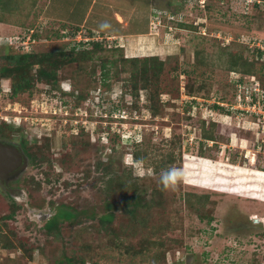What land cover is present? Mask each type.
Listing matches in <instances>:
<instances>
[{"label": "rangeland", "instance_id": "rangeland-1", "mask_svg": "<svg viewBox=\"0 0 264 264\" xmlns=\"http://www.w3.org/2000/svg\"><path fill=\"white\" fill-rule=\"evenodd\" d=\"M194 3L0 0V69L12 67L5 57L34 34L30 51L65 61L56 88L38 82L13 96L11 76L0 79V141H26L35 155L10 183L13 196L0 185V264H56L62 252L86 264H264L263 127L228 110L241 73L226 67L242 53L258 61L264 86V56L255 51L264 43V14L250 0ZM151 21L161 23L157 33ZM96 41L104 51L67 61L71 49L91 51ZM145 58L163 62L162 75L136 91ZM104 60L114 62L107 78ZM74 140L90 146L84 151ZM135 152L147 160L136 161ZM172 167L182 177L166 187L161 176ZM87 171L99 189L120 177L131 185L124 191L141 195L142 209L117 210L105 228L81 215L49 233L45 225L62 205L101 213L102 198L121 201L119 190L92 189Z\"/></svg>", "mask_w": 264, "mask_h": 264}, {"label": "trees", "instance_id": "trees-1", "mask_svg": "<svg viewBox=\"0 0 264 264\" xmlns=\"http://www.w3.org/2000/svg\"><path fill=\"white\" fill-rule=\"evenodd\" d=\"M199 0H196V3L198 4ZM260 1L261 3H257ZM187 0H181V4H186ZM251 9L258 11L261 14H264V0H252V3L249 4ZM206 8V6L203 5V8ZM262 9V10H260ZM188 24L186 22H177V26L182 29H194L198 30L200 26L195 27H188ZM37 35L34 34L31 36V42L32 40H36ZM264 46V43H263ZM104 51L103 50V44L101 42H93L92 50H82L80 52H77L76 48L71 49L70 51V58L67 60L69 62H77V60H86L92 58V54ZM255 51L259 53L260 56H264V51L260 47H255ZM77 53V54H76ZM59 55L57 54H43V55H37L34 54V52L30 50H26L24 47L18 48L15 55H9L6 56V60H8V64L12 65L11 68L2 67L0 69V79H2L4 76H11L12 81V95H18V94H24V93H31L32 90L35 88L36 83L40 82L43 84H49L51 87L56 88V84L58 82L57 80V70L65 65V61L58 58ZM127 60V59H125ZM123 59V61H125ZM258 61L255 60H249L244 57L242 53H234L231 58L227 61L226 67L229 69V71H236L239 74L241 73L242 76L246 77H257L260 79L259 74L256 70V64ZM114 64L113 61L104 60L102 62V68L104 70L103 76L104 78L108 77V68L112 67ZM163 62L158 61L157 58L154 59H143L142 61V78L144 80V84L141 85V88L139 87L138 83L132 84V87H135L136 91L141 89H148L150 86V78L151 76H154L156 79L161 78L162 70H163ZM262 69L264 70V63H261ZM37 67L38 72L34 76H32V70ZM152 70V74L149 75V71ZM263 72V71H262ZM144 74V77H143ZM264 76V74H262ZM261 80V79H260ZM263 85V84H262ZM264 87V86H263ZM208 139V138H207ZM74 146L79 147L81 149L89 148L90 144L89 141H79L74 140L73 141ZM22 148L26 155L29 157L30 160H35V155L30 154V150L27 148L28 142L23 141L21 142ZM48 147V145H47ZM134 159L136 161H143L147 160L146 157H141L138 153H134L133 155ZM170 162L172 161L171 157L169 158ZM43 161L46 162L48 159H42V161H39V165L43 164ZM101 161H99L100 163ZM98 163V164H99ZM260 163V162H259ZM258 163V164H259ZM102 164V163H101ZM42 166V165H41ZM261 171L264 172V165L261 166L259 164ZM99 170V167L97 168ZM155 173H157V168H155ZM104 176V175H103ZM61 175L57 177L56 182L59 181ZM84 180L92 181L91 187L92 189H96L98 191H101L103 194L109 193L110 191L114 193L116 190H119L121 192V201L116 205L114 201H112V198L107 197L106 199L102 198V208L101 205L98 204L97 206L101 210V213L98 211H95L93 209V206H91L90 209L83 210L82 212L73 210L67 205H62L57 209V212L52 218L46 223V230L50 232L57 230L59 231V225L62 221L64 222H75L76 219L80 218L81 215H84L88 218H96L98 222L101 224L103 228H105L107 225L111 224L115 220V214L116 211H120L121 213L127 214L129 216L138 214L140 210L142 209V201H141V195L137 191H133L130 195L128 191H124L128 187L127 182H123L120 177L118 179L115 177H110L105 182V186L101 189H99V182L98 180L95 181V176L93 175V171H87L84 173ZM107 183V184H106ZM70 186V183L68 181H65V188H68ZM131 186V185H130ZM130 186L127 188L129 190ZM131 189V188H130ZM10 195V194H9ZM31 195V193H28V196ZM100 197V196H99ZM97 201H99V198H97ZM31 202V201H30ZM31 205V203H30ZM36 207H39V205H36ZM98 209V208H97ZM14 217V211L10 213L9 215H6L4 218L11 219ZM6 247V246H5ZM56 264H86V261L78 257L76 255H70L65 252H62L60 257L56 259Z\"/></svg>", "mask_w": 264, "mask_h": 264}, {"label": "built area", "instance_id": "built-area-1", "mask_svg": "<svg viewBox=\"0 0 264 264\" xmlns=\"http://www.w3.org/2000/svg\"><path fill=\"white\" fill-rule=\"evenodd\" d=\"M199 3L202 4V0H199ZM250 3H252V0H250ZM257 3L260 4L261 2L258 1ZM160 25V22L151 21L150 29L152 32L155 31V33H157V27ZM88 40L89 39H85L84 42ZM23 44L25 45L24 48L28 51L31 44V37H28ZM258 47L264 51L263 45H259ZM250 79L251 86L246 88L245 85L248 83V79L244 76H240V81H238V83L236 82V88L238 89L236 101L232 106L228 107L230 108L228 110H233L242 115L246 114L250 117H256V122L249 123L258 126V128H261L260 125H262L264 134V87L256 77H250Z\"/></svg>", "mask_w": 264, "mask_h": 264}, {"label": "water", "instance_id": "water-1", "mask_svg": "<svg viewBox=\"0 0 264 264\" xmlns=\"http://www.w3.org/2000/svg\"><path fill=\"white\" fill-rule=\"evenodd\" d=\"M28 161L20 148L0 141V181L3 183L27 168ZM255 220V223H258Z\"/></svg>", "mask_w": 264, "mask_h": 264}, {"label": "clouds", "instance_id": "clouds-1", "mask_svg": "<svg viewBox=\"0 0 264 264\" xmlns=\"http://www.w3.org/2000/svg\"><path fill=\"white\" fill-rule=\"evenodd\" d=\"M69 92H71V90ZM181 177H182V171L180 169L172 167V168H169L167 171L163 172L161 176V182L164 186L167 187V186L175 184Z\"/></svg>", "mask_w": 264, "mask_h": 264}, {"label": "flooded vegetation", "instance_id": "flooded-vegetation-1", "mask_svg": "<svg viewBox=\"0 0 264 264\" xmlns=\"http://www.w3.org/2000/svg\"><path fill=\"white\" fill-rule=\"evenodd\" d=\"M5 143H8V144H11V145H14V146H16V147H18V148H20V150L23 152V154L25 155V159L28 161V163H29V157L26 155V153L24 152V150H23V148H22V146H21V144L19 145V146H17L16 144H14L13 142H5ZM27 163V164H28ZM28 166V165H27ZM28 168V167H27ZM26 168V169H27ZM25 169V170H26ZM23 171L24 170H21L20 172H18L17 174H15L14 176H12V177H9L6 181H4L3 183L0 181V185L2 186V187H4L5 188V190L11 195V196H13L16 192H17V190H15V189H13V188H10L9 187V185H10V183L11 182H13V181H15L18 177H19V175H21L22 173H23ZM25 196V195H24Z\"/></svg>", "mask_w": 264, "mask_h": 264}, {"label": "crops", "instance_id": "crops-1", "mask_svg": "<svg viewBox=\"0 0 264 264\" xmlns=\"http://www.w3.org/2000/svg\"><path fill=\"white\" fill-rule=\"evenodd\" d=\"M118 18L121 19V17H119V16H118ZM244 142H245V140H244Z\"/></svg>", "mask_w": 264, "mask_h": 264}, {"label": "bare ground", "instance_id": "bare-ground-1", "mask_svg": "<svg viewBox=\"0 0 264 264\" xmlns=\"http://www.w3.org/2000/svg\"><path fill=\"white\" fill-rule=\"evenodd\" d=\"M263 177V176H262ZM264 207V206H263Z\"/></svg>", "mask_w": 264, "mask_h": 264}]
</instances>
